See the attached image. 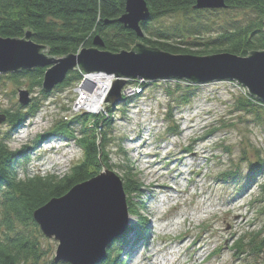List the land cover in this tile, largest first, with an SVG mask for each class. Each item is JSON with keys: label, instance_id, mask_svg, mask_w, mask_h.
<instances>
[{"label": "rangeland", "instance_id": "rangeland-1", "mask_svg": "<svg viewBox=\"0 0 264 264\" xmlns=\"http://www.w3.org/2000/svg\"><path fill=\"white\" fill-rule=\"evenodd\" d=\"M254 17L251 9L191 8L148 20L144 33L154 40L165 35L168 41L180 36L189 43L197 38L203 43L232 23H244ZM76 70L81 76L89 74ZM9 74L0 73V116L5 110H26L29 104L18 102L21 89H27L30 103L35 101L39 106L36 114L21 126L11 128L5 120L0 123V140L19 152L14 164L17 178L50 174L63 177L81 161L82 150L72 139L50 134L54 125L61 119L85 113L107 112L100 108L93 113L79 106L81 78L69 86L55 87L44 97L39 87L31 89L27 79H14ZM133 82L128 80L126 85ZM145 82L147 85L138 95L126 104L121 101L111 112L108 134L112 142L107 147L110 170L119 176L121 168L132 166L143 188L139 216L127 213L126 229L110 243L114 247L120 243L121 248L119 253L111 249L110 257L120 264H141L154 251L157 258L164 257L169 264H264V252L239 260L232 250L234 240L243 232L258 230L264 224L263 105L239 107V103L245 102L244 93L228 81ZM170 116L172 119L168 120ZM73 125L78 130L80 125ZM24 132L25 136L20 137ZM56 155H62L61 161L53 160L51 164ZM152 161L159 163L149 165ZM176 169L181 170V175H177ZM226 171L231 176L223 179ZM156 182L169 184L172 190L160 193ZM177 186L183 193L176 194ZM160 202L162 206L158 205ZM2 212L0 204V240L6 233H25L39 241L42 256L38 263L21 264H50L57 240L46 237L34 218L27 223L10 219L11 225L5 224ZM146 221L152 225L148 226ZM160 224L166 227L162 230ZM131 225L137 229L128 231Z\"/></svg>", "mask_w": 264, "mask_h": 264}, {"label": "trees", "instance_id": "trees-1", "mask_svg": "<svg viewBox=\"0 0 264 264\" xmlns=\"http://www.w3.org/2000/svg\"><path fill=\"white\" fill-rule=\"evenodd\" d=\"M150 11V19L174 14L179 11L194 9L195 0H146ZM227 7L249 10L254 13V20L244 23L234 22L230 27L218 33L215 38L200 43L184 41L177 36L175 41H168L165 35L157 36V40L148 37L144 29L148 25L142 22L143 35L138 37L134 31L123 28L117 18L124 12V0H0V36L17 37L24 36L27 29L32 33V40L38 44L46 45L49 55L61 57L68 53H76L77 49L90 47L92 38L98 34L103 39L102 50L119 52L129 50L139 41L146 45L175 54L208 55L219 52H228L238 56H247L252 50L264 49V0H225ZM45 67H37L32 70L12 72L14 79L23 77L29 81L31 89L39 87L41 95L48 96L41 89ZM81 74L77 70L67 72L65 79L56 87H66L78 82ZM147 85L142 83V87ZM178 86V85H177ZM245 102L239 103V107L246 108L253 103L264 107V102L257 97L244 94ZM183 102L187 99L183 98ZM127 102L123 101V104ZM123 106V105H122ZM39 110L34 101L29 103L26 110L18 108L14 111L5 110V121L11 124V128L18 127ZM114 108L106 114L85 113L70 119H61L50 134L63 135L72 139L82 150V159L73 165L68 174L63 177L54 175L30 176L19 180L16 176L14 164L18 151L9 149L5 141L0 140V204L3 209L4 223L8 220L26 222L33 219V211L49 201L64 195L72 186L97 176L101 168H108L112 142L109 128L112 123ZM172 116L168 117V120ZM91 122V125L88 123ZM80 125L78 130L75 125ZM177 128L173 130L177 132ZM215 131L213 129L209 136ZM94 168V169H91ZM253 170V168H252ZM255 170V169H254ZM123 190L126 198L128 214L139 216V201L143 188L137 173L132 166L121 168ZM223 179L231 176L230 171L223 173ZM253 176V174H252ZM250 176L248 178L252 179ZM233 177V176H232ZM7 220V221H6ZM128 231L135 230L136 225L128 227ZM143 232L144 229L142 228ZM127 232V231H126ZM39 241L25 233L4 235L0 240V264H21L37 262L41 259L42 251ZM126 243V242H125ZM114 248V249H113ZM113 243L106 249L104 264H120L110 257L111 249L118 250ZM232 250L236 258L241 260L248 255H260L264 252V224L260 228L243 232L234 240ZM112 256V255H111ZM241 256H243L241 258ZM50 264H67L59 263Z\"/></svg>", "mask_w": 264, "mask_h": 264}, {"label": "water", "instance_id": "water-1", "mask_svg": "<svg viewBox=\"0 0 264 264\" xmlns=\"http://www.w3.org/2000/svg\"><path fill=\"white\" fill-rule=\"evenodd\" d=\"M124 2V12L117 21L141 37V23L150 19L147 2ZM194 3V9L227 7L225 0H195ZM91 40L90 47L55 57L49 55L46 45L32 40L29 29L21 38L0 36V73L45 67L40 83L45 93H51L65 79L67 72L76 69L114 76V80L100 84L89 97L98 103L106 94L101 102L102 110L106 112L122 103V88L128 80L182 79L196 84L234 80L264 102V49L252 50L247 56L228 52L196 56L170 53L137 41L129 50L110 52L100 48L103 39L98 34ZM30 101L29 91L19 90V104L27 105ZM4 117L0 116V123ZM121 185V178L104 167L97 176L75 184L64 195L49 199L33 211L41 232L58 242L53 263L98 264L106 258L108 245L127 226L126 198Z\"/></svg>", "mask_w": 264, "mask_h": 264}, {"label": "bare ground", "instance_id": "bare-ground-1", "mask_svg": "<svg viewBox=\"0 0 264 264\" xmlns=\"http://www.w3.org/2000/svg\"><path fill=\"white\" fill-rule=\"evenodd\" d=\"M82 48V46H80L78 49H77V52L80 50ZM98 76L99 75H96L94 78L97 80L98 79ZM104 77V76H103ZM97 89H99V87H97L96 89H95V91L97 90ZM106 95V94H105ZM105 95H104V97H103V99L100 101V102H98V103H95V102H93V101H91L90 100V96H91V93L89 94V95H87V98L86 99H83V101L81 100L78 104H79V106L80 107H84V108H86V109H88L89 111H93V113L94 112H98L99 110H100V108H102L101 106H102V103L101 102H103L104 101V98H105ZM25 136V132L24 133H22L21 134V136L20 137H24ZM67 145V144H66ZM67 152H69V151H67ZM71 152V151H70ZM66 153V152H65ZM61 157H62V155H56V156H54V157H52L53 159L50 161V163L52 162L53 163V160H56V161H61ZM51 163V164H52ZM159 162H155V161H152L151 163H149V165H157ZM48 167H49V165H48ZM176 173H177V175H181V170H179V169H176ZM155 186L157 187V188H159L160 190H159V192L160 193H166V192H168V191H170V190H172V188L169 186V184H164V183H161V184H159V183H155ZM174 190L177 192L176 194H181V193H183V191L184 190H181L180 189V187L179 186H177V187H175L174 188ZM162 204H163V202H160V203H158V205L159 206H162ZM152 212V210L150 209V213ZM232 215H235V210L233 209L232 210ZM130 219V218H129ZM131 220V219H130ZM146 223L148 224V226L150 225H152V223H151V221H146ZM176 224H177V222H176ZM174 225V224H173ZM172 225V226H173ZM158 227L160 228V229H164L166 226L163 224V226H162V224H160V225H158ZM157 254H156V252H154V251H152V252H149V255H147L145 258H143L144 260H142V263L141 264H169L170 262L166 259V258H164V257H162L161 259L160 258H157Z\"/></svg>", "mask_w": 264, "mask_h": 264}, {"label": "built area", "instance_id": "built-area-1", "mask_svg": "<svg viewBox=\"0 0 264 264\" xmlns=\"http://www.w3.org/2000/svg\"><path fill=\"white\" fill-rule=\"evenodd\" d=\"M96 75L98 76V79L96 80L94 77ZM104 76V77H103ZM107 74L105 73H89V74H83L81 76L80 82H78V87L80 88V91L78 92V99L83 101V99L87 98V95L95 91L97 87H99L100 84L106 83L107 81L113 80V76L106 77ZM143 80H135L132 85H126L123 89V95L125 96V101L128 103L130 99H132L139 91V93L142 91L141 83ZM229 84L233 83L235 86H238L244 94H248L247 89L240 85L236 81H228ZM91 88V89H90Z\"/></svg>", "mask_w": 264, "mask_h": 264}, {"label": "snow or ice", "instance_id": "snow-or-ice-1", "mask_svg": "<svg viewBox=\"0 0 264 264\" xmlns=\"http://www.w3.org/2000/svg\"><path fill=\"white\" fill-rule=\"evenodd\" d=\"M47 211V210H46Z\"/></svg>", "mask_w": 264, "mask_h": 264}]
</instances>
